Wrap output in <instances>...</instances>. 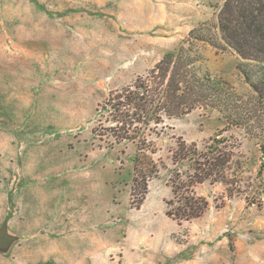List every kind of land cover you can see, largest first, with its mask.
Masks as SVG:
<instances>
[{
    "label": "rangeland",
    "instance_id": "1",
    "mask_svg": "<svg viewBox=\"0 0 264 264\" xmlns=\"http://www.w3.org/2000/svg\"><path fill=\"white\" fill-rule=\"evenodd\" d=\"M225 1L0 0V229L17 237L0 264H264V130L253 137L215 110L166 120L153 157L168 169L140 207L136 148L93 134L110 92L146 76L191 32L202 73L255 98L218 26ZM252 115L250 130L264 124L260 108ZM225 129L243 193L207 182L196 188L209 202L201 218H169L171 148L181 138L203 147Z\"/></svg>",
    "mask_w": 264,
    "mask_h": 264
},
{
    "label": "trees",
    "instance_id": "2",
    "mask_svg": "<svg viewBox=\"0 0 264 264\" xmlns=\"http://www.w3.org/2000/svg\"><path fill=\"white\" fill-rule=\"evenodd\" d=\"M218 26L226 43L245 60L239 70L255 98L248 101L228 82L202 73L203 59L194 44L201 38L191 32L177 50L166 53L146 76L111 91L98 106L93 134L111 147L128 143L136 148L132 186L135 207L145 200L149 181L161 168L168 169L163 160L153 157L157 153L154 138L162 135L160 128L166 120L187 116L198 109L215 110L223 114L227 126L245 127L253 137V132L264 130L260 121L253 130L246 126L259 108L264 117V0H226L218 14ZM227 130L203 147L181 138L171 148L169 159L173 169L168 184L172 198L166 201L169 218L178 222L201 218L209 209V202L198 195L196 188L207 182L224 184L229 197L243 193L241 179L233 176L237 145L224 136Z\"/></svg>",
    "mask_w": 264,
    "mask_h": 264
},
{
    "label": "water",
    "instance_id": "3",
    "mask_svg": "<svg viewBox=\"0 0 264 264\" xmlns=\"http://www.w3.org/2000/svg\"><path fill=\"white\" fill-rule=\"evenodd\" d=\"M16 240L17 237L9 234L7 223H4L0 229V253L7 252Z\"/></svg>",
    "mask_w": 264,
    "mask_h": 264
}]
</instances>
